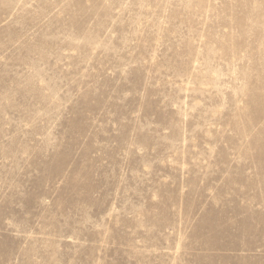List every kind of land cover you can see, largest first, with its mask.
<instances>
[{"label":"rangeland","instance_id":"1","mask_svg":"<svg viewBox=\"0 0 264 264\" xmlns=\"http://www.w3.org/2000/svg\"><path fill=\"white\" fill-rule=\"evenodd\" d=\"M0 264H264V0H0Z\"/></svg>","mask_w":264,"mask_h":264}]
</instances>
